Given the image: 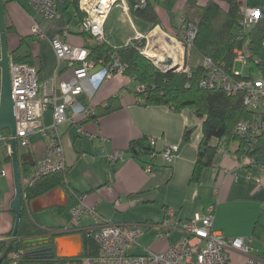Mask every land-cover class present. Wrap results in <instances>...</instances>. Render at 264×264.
Instances as JSON below:
<instances>
[{
	"label": "crops",
	"instance_id": "crops-1",
	"mask_svg": "<svg viewBox=\"0 0 264 264\" xmlns=\"http://www.w3.org/2000/svg\"><path fill=\"white\" fill-rule=\"evenodd\" d=\"M209 1L198 0V4L204 6ZM248 2L264 4V0ZM187 3L188 0H152L159 18V24L153 27L147 17L131 11L128 0L120 2L113 7L105 23V40L111 47L118 48L128 45L138 35L148 39L159 31L174 39L185 54L188 48L182 47L180 41L188 24L185 23ZM57 7L56 17L45 19L34 10L31 0H5L10 55L37 67L40 82L48 88L74 76L73 67L57 57L51 43L53 36L68 30L65 41L71 46L92 48L98 43L80 32L82 12L77 11L73 3L57 0ZM34 23L41 26L45 37L32 33ZM187 66L195 68L189 62ZM102 69L101 64L96 65L91 76L82 80L83 93L76 107L78 110L80 106L93 103L96 114L83 123L68 121L59 126L66 159L65 185L28 203L39 224L56 235L52 239L55 255L68 259L50 264H86L87 257H82L83 234L105 223L144 230L139 238H142L141 243L131 251L134 254L164 251L182 237L181 223L197 213L207 212L210 206L215 207L214 228L227 237L252 240L251 255L264 260V152L251 157L242 155L240 140H230L225 145L226 151L219 148L200 179L191 180L204 136V118L192 108L177 112L167 105H145L138 99L139 83L134 78L122 73L102 78ZM43 120L47 125L52 124L51 109L46 111ZM79 124L83 126V133L78 130ZM188 130H191L189 139L185 135ZM150 139L156 141L154 146ZM219 143L216 137L210 140L213 146ZM131 144L143 151L140 158L133 156ZM170 146H178L177 156L171 162L162 154ZM117 150L125 153L124 158L110 161L109 155ZM19 151L20 166L29 174L45 157L46 140L33 134L28 147H19ZM23 155L31 157L25 168ZM8 156L9 149L3 145L0 169H5L7 174L0 176V238L7 237L13 230L16 219L11 209L16 193L14 172ZM245 156L253 162L245 160ZM147 166L151 167L150 172L145 169ZM69 189L87 195V204L96 207L100 219L85 213L77 226L72 225L74 199ZM166 219L173 229L169 236L160 239L159 226ZM257 224L259 234L254 236ZM230 259L231 264H245L247 255L232 251Z\"/></svg>",
	"mask_w": 264,
	"mask_h": 264
},
{
	"label": "built area",
	"instance_id": "built-area-1",
	"mask_svg": "<svg viewBox=\"0 0 264 264\" xmlns=\"http://www.w3.org/2000/svg\"><path fill=\"white\" fill-rule=\"evenodd\" d=\"M62 3L71 0H58ZM245 6L239 21V39L244 41L242 48L236 50V62L243 66L248 65L250 53L248 51V32L258 23L262 16V9L243 0ZM125 0H79V9L84 13L80 23V32L87 39L93 38L98 43L105 42L104 27L107 18L115 5ZM148 0H135V9H143ZM34 10L45 19H53L58 13L57 0H31ZM32 33L38 37H45L44 30L38 23H34ZM68 30H64L51 38V43L59 59H64L74 69V76L68 81L53 84L48 88L41 83L38 69L26 62H15L10 55L11 88L15 100L17 138L19 147H28L29 138L33 134H39L46 140V155L33 168L32 172L25 174L21 168V185L23 196L25 190L38 179L66 169L64 148L61 143L59 126L65 122L81 123L96 114L93 103L80 106L77 110L79 97L83 93L82 80L91 76L97 63L90 59V49L85 46H71L65 41ZM197 29L194 24L188 23L180 44L192 47L196 38ZM144 38L138 35L136 39ZM264 49V39L262 41ZM142 52L152 59L158 66L161 58L151 55L147 50ZM182 56L184 50H181ZM2 57V45L0 40V59ZM183 60V57H182ZM259 62V60H256ZM207 74L202 79L200 86L204 89L223 90L232 95L239 91L244 92V103L251 109L260 111L262 118L255 121H243L236 125L235 134L254 145L258 136H264V77L257 75L255 78H244L242 71L233 70V74L227 73L221 66L215 64L211 58H205ZM182 71L191 74V69L186 66ZM126 65L117 54L112 56V61L103 66L100 74L102 78L124 74ZM1 79V67H0ZM138 91H144L142 85H138ZM139 101H142L138 97ZM53 112V122L50 125L44 123V115L47 110ZM80 133L84 132L79 124ZM9 132L2 136L1 141L12 150V139ZM253 141V142H252ZM154 139L150 143L154 146ZM222 151H226L225 142H220ZM178 146H170L162 151L167 161L171 162L177 156ZM123 151H114L109 155L110 161L124 158ZM245 160L252 158L247 156ZM148 172L151 167L145 168ZM7 174L5 169H0V176ZM249 178V177H248ZM87 195L77 196V203L71 209V223L77 226L82 216L88 213L100 219L95 206L88 205ZM172 218V211L168 212ZM215 207L210 206L205 213H197L192 219L181 223L182 237L164 251L147 250L143 254H134L131 249L138 244L139 238L144 234L142 228H127L117 224L105 223L94 231V237L98 245L97 255L87 257L86 264H231L230 254L238 251L247 255L245 264H264V260L251 255L252 240L244 237H227L221 231L214 228ZM158 238L170 235L173 227L166 219L160 226Z\"/></svg>",
	"mask_w": 264,
	"mask_h": 264
},
{
	"label": "trees",
	"instance_id": "trees-1",
	"mask_svg": "<svg viewBox=\"0 0 264 264\" xmlns=\"http://www.w3.org/2000/svg\"><path fill=\"white\" fill-rule=\"evenodd\" d=\"M128 1L134 14L147 17L153 27L159 24V18L155 13L152 0H148L147 6L143 9H135V0ZM69 3H73L76 10L82 12L79 9V0H71ZM256 5L261 7L262 16L248 32L250 42L247 49L250 53L248 60L250 76L242 75L248 79L255 78L257 75L264 77V49L262 47L264 4ZM244 6L243 0H210L204 6L199 5L198 0H188L187 3L185 23H192L197 29L192 47L200 51L205 57L211 58L215 64L230 74H233V70L236 68V50L244 45V41L239 39V21ZM83 17L84 13L82 12V19ZM145 44V37L135 38L128 45L118 48L111 47L106 41L97 43L96 46L89 48L90 59L94 60L97 65L104 66L112 61L114 54H117L126 65L124 74L134 78L139 85L144 87V91H137L138 97L142 99L141 103L145 105H167L177 112L185 108H192L199 117L204 118V136L199 145L191 180L198 181L203 170L212 164L213 158L220 148V143L217 146L210 144L213 137L218 138L220 142L224 141L225 145L230 140L239 139V152L242 155L251 157L264 152V136L256 137L255 144L251 145L250 142L238 137L234 132L238 123L262 118L260 111L253 110L244 103V92L239 91L229 95L223 90L202 88L200 86L201 81L207 74L205 65L191 68V74L175 69L163 71L142 52ZM186 47L189 48L187 44ZM13 58L15 62L31 64L14 54ZM87 120H83L81 123ZM8 133V130L4 131V135ZM190 133L191 130L186 132L187 139H189ZM130 149L133 150L134 157L140 158L142 150H137L134 144H131ZM27 164L28 162L24 161L23 168ZM65 170L42 177L25 190L17 235L13 236L12 230L7 237L0 238V264H50L68 260L56 256L54 252L52 253L53 256L50 257L48 252L43 254L38 251H27L26 245V240L32 237L50 236L53 239L56 236L51 233V230L39 224L36 215L29 210L28 203L58 186H64ZM69 193L70 197L74 199L72 205L74 206L77 203V196L81 194H77L71 189H69ZM259 229L260 225L257 224L254 236L259 234ZM83 236L85 248L82 257L97 255L98 245L94 231L86 232Z\"/></svg>",
	"mask_w": 264,
	"mask_h": 264
},
{
	"label": "water",
	"instance_id": "water-1",
	"mask_svg": "<svg viewBox=\"0 0 264 264\" xmlns=\"http://www.w3.org/2000/svg\"><path fill=\"white\" fill-rule=\"evenodd\" d=\"M0 40L2 45V57L0 59L1 67V87H0V147L4 144L1 141L5 130H8L12 136V150L9 156L12 160L14 180H15V197L11 202V209L15 214V225L13 236L17 235L23 208V189L21 185V168L20 163L22 155L19 151L18 141L15 138L17 133L16 110L13 91L11 88L10 78V51L8 46V27L5 10V0H0ZM179 64L173 69H179ZM24 161H31V157L23 155ZM27 251H38L43 254L48 252L53 256V241L50 236L32 237L26 240Z\"/></svg>",
	"mask_w": 264,
	"mask_h": 264
},
{
	"label": "rangeland",
	"instance_id": "rangeland-1",
	"mask_svg": "<svg viewBox=\"0 0 264 264\" xmlns=\"http://www.w3.org/2000/svg\"><path fill=\"white\" fill-rule=\"evenodd\" d=\"M166 38H168V37H166ZM174 42H176V41H174ZM156 49H158L159 51H156ZM142 50L143 51L147 50L150 54H153L154 56L160 57L161 61H160V64L158 65V67L160 69H162L163 71H166L168 69H173V67L177 66V64H179V66H180L179 69H177V71H182V65H184L183 68H185L187 66L188 62L192 67H195V68L198 67L199 65H205V56L194 47H189L188 52H185V54L183 56H181V58L183 57V60L181 59L182 62L176 63L174 61V59L170 56L171 54L168 51L162 50V48H159V46H157V44L155 45L151 35L149 36L148 39H146V44ZM179 50H180V47H179ZM180 53H182L181 50H180ZM236 68L238 70L242 71L244 76H250V65L243 66L241 63H237ZM141 240H142V238L138 241V243L139 242L141 243ZM132 250H133V248L131 249V251ZM135 250H137V249H135Z\"/></svg>",
	"mask_w": 264,
	"mask_h": 264
},
{
	"label": "bare ground",
	"instance_id": "bare-ground-1",
	"mask_svg": "<svg viewBox=\"0 0 264 264\" xmlns=\"http://www.w3.org/2000/svg\"><path fill=\"white\" fill-rule=\"evenodd\" d=\"M164 35L161 34L159 31L154 32V34L152 35L153 42L155 43V45L157 44L159 48H162V50L168 51L171 54L170 56L174 59V61L176 63H179L180 56H181L179 47L177 46L176 42H174V39L166 38L167 36L166 35L164 36ZM156 51H159V50L156 49Z\"/></svg>",
	"mask_w": 264,
	"mask_h": 264
}]
</instances>
